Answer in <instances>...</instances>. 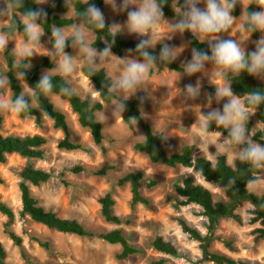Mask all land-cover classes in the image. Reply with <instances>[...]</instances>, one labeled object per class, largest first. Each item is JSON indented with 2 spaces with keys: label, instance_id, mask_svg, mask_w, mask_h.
I'll use <instances>...</instances> for the list:
<instances>
[{
  "label": "rangeland",
  "instance_id": "obj_1",
  "mask_svg": "<svg viewBox=\"0 0 264 264\" xmlns=\"http://www.w3.org/2000/svg\"><path fill=\"white\" fill-rule=\"evenodd\" d=\"M38 5L46 7L50 5ZM179 0H172L173 7L179 8ZM3 0H0V5ZM203 8L204 4L198 5ZM241 7V6H240ZM103 12L107 22L115 20L124 23L126 13H113L111 8L104 4ZM242 10V8H241ZM68 16H73L72 7ZM168 20H174L166 17ZM238 18L236 26L230 35H224V39H242L245 34L240 32ZM162 31H164L162 29ZM122 38L138 40L135 35L121 34ZM94 38V36H93ZM17 43H23L20 35L15 37ZM259 39V38H258ZM246 43L248 51L254 50L251 41ZM45 47L49 46L47 35L42 37ZM176 46H185L180 57L175 61L181 66V62L191 58V48L188 46L184 35H175L169 41ZM159 45V44H158ZM14 47L10 42L9 50ZM45 53V50H41ZM72 55L76 51L72 49ZM127 51L124 52L125 56ZM51 62L50 58L43 55L35 56L31 63L32 67L39 65L44 59ZM81 67L82 57L77 56ZM52 63V62H51ZM54 66V65H53ZM103 70H106L102 66ZM45 69H40L42 73ZM218 69L209 66L208 72L198 73L191 77L171 71L157 72L153 70L152 76L135 96L130 99L143 96L141 110L154 132L162 133L165 138L164 147L168 153H177L186 144L195 146L196 156H203L214 162L216 157L210 155L216 152L214 145L216 137L210 136L208 140L200 144L194 143L192 135L198 132L193 125L197 115L210 111L207 107L205 93L214 95L215 86H223L233 76L215 75ZM7 72L3 54H0V75ZM182 73V72H181ZM79 84L80 97H88V80L79 71L76 74ZM201 81V96L195 101L184 102L182 92L185 84H195L196 80ZM258 79V78H257ZM260 80V79H258ZM24 91L28 90L26 84L21 81ZM6 98H11L10 87L0 90ZM98 95L93 94L94 98ZM55 108L62 111L67 120L70 132L69 140L80 144L82 149L76 151H64L58 149V142L63 139V133L53 128V122L41 114V123L37 124L35 117L21 119L14 113L0 112L3 123L0 133L4 136H33L41 135L46 138L44 146L45 158L43 160L25 159L16 154L8 155L4 164H0V177L4 180L0 184V199L7 204L14 212L15 219L12 224L6 227L7 218L0 214V242L6 251L5 262L7 264H156L164 260L163 264H214L206 259L199 244L183 233L177 223V218L184 219L190 226L206 234V219L201 215V209L196 205L180 206L178 198L173 190L174 184H180L181 180L188 174H194L196 181L201 183L213 194L215 199L224 198L222 189L216 185L204 183L202 179L192 170L182 167L170 169L160 164L149 163L147 157L134 150L136 142L143 139L142 130L136 125L129 129L121 117L112 116V108L103 106L102 111L96 113L98 121L99 114L104 111L108 117L107 124H101L104 140L100 145L93 143L89 132L79 126L77 116L71 111L68 104L62 101L57 95L49 98ZM224 101L219 104L213 102L212 108H221ZM110 104V103H109ZM125 113V112H124ZM124 113L122 116H124ZM252 132L260 127L255 114L251 116ZM193 125V126H192ZM192 126V127H191ZM251 136V133H249ZM197 146L200 148H197ZM219 147V145H217ZM227 163L232 165L234 156L227 153ZM26 166H32L52 173L47 183L39 187H30L32 196L37 200L38 205L45 210L54 212L63 219L76 220L86 230L94 234L107 233L114 229H121L123 235L139 253L125 260H118L116 256L120 253L121 247L117 244H108L105 241L93 237L83 238L71 234H62L54 230L34 223L28 217L21 218V199L18 189L20 182L19 173ZM80 166V173H72V169ZM110 168L105 175L97 176L95 172L102 168ZM129 172H142V195L146 198L147 206L137 204L131 207V191L129 183L118 185L117 181ZM260 176H264L261 173ZM157 181V185L148 190L145 188V180ZM249 190L257 196H264V179ZM109 193L114 201L113 213L123 223L115 225L106 223L100 215L98 200ZM249 204L242 205L236 212L241 216L242 223L237 224L230 219H221L216 226L209 250L213 253L224 254L233 259H240L248 264H264V239L256 240L255 229H264V226L249 223ZM13 232L22 239V251L25 259L21 257V249L15 246L9 239L8 233ZM155 237H161L171 243L177 250L176 256H169L155 251L150 242ZM34 239L41 243H47L49 249L42 248Z\"/></svg>",
  "mask_w": 264,
  "mask_h": 264
},
{
  "label": "clouds",
  "instance_id": "obj_2",
  "mask_svg": "<svg viewBox=\"0 0 264 264\" xmlns=\"http://www.w3.org/2000/svg\"><path fill=\"white\" fill-rule=\"evenodd\" d=\"M113 13H126L124 23L113 20L107 22L103 10L89 0H81L86 8L75 12V23L67 28L50 27L49 43L51 49L42 43L45 36V25L48 23V12L44 7L31 8L25 6V0H3L0 5V54L9 49L10 42H14L9 54L14 57L12 69L15 78L26 81V74L32 68V59L37 55L50 58L54 65L45 69L36 83L35 88L21 91L14 99L6 98L0 93V112L22 115L30 113L37 104L40 94L51 98L56 93L54 76H60L63 83L59 86V95L71 98L80 95L76 74L81 70L77 56L82 57L83 68L88 76L87 95L94 99L93 94L107 96L111 103L112 116L123 118L126 102L143 89L145 83L153 74V70L161 65H171L184 51L185 46L170 44L175 35L183 36L191 33L199 37L202 43H207L208 50L192 48L191 58L181 62L182 74L193 76L208 72L209 66L218 71L215 75L239 77L242 73L264 80V0H183L179 8L173 7L176 19L168 20L164 14V2L161 0H103ZM36 5H47L49 0H33ZM204 4L201 8L198 5ZM67 9L64 16L71 9L69 0H64ZM242 11L239 17L234 15L237 6ZM259 11H250L251 6ZM54 7V3L52 4ZM63 16V17H64ZM62 17V18H63ZM240 19V32L245 34L242 39H224L236 26ZM6 29V30H5ZM107 29L111 40L103 41L104 48L93 46L95 30ZM162 29L164 31H162ZM25 37L23 43H17L15 37L21 34ZM126 33L138 37L135 48L128 49L127 54L120 57L113 53L112 48L118 35ZM260 33L259 39L251 41L254 50L248 51L246 43L253 34ZM161 45L158 55L154 54L157 45ZM76 51V55L66 51L67 47ZM41 50L46 51V55ZM105 67L104 76L107 81L97 89L92 77ZM174 71V70H173ZM11 80L7 74L0 75V90L8 89ZM106 88V92H105ZM37 89L39 91H37ZM207 107L210 111L197 115L193 125L198 132L192 135L194 143H205L210 136L216 137L214 145L216 152L210 155L217 157L232 153L234 161L249 165L251 169L264 173V144L255 142L249 134V121L261 105H264V91L256 89L243 95H237L232 89V81L223 86H215L214 95L205 93ZM184 102L195 101L201 96V81L195 84L188 83L183 87ZM143 102L144 97H139ZM224 101L221 108H212L213 102L219 104ZM105 109L99 114L98 121L107 124L108 117ZM136 127L135 116L128 119ZM192 125V126H193ZM223 128V132L213 130ZM191 126V127H192ZM219 145V147L217 146ZM197 148H199L197 146ZM200 149V148H199ZM264 176H252L246 181V189L257 185ZM235 184L236 181L230 180Z\"/></svg>",
  "mask_w": 264,
  "mask_h": 264
},
{
  "label": "trees",
  "instance_id": "obj_3",
  "mask_svg": "<svg viewBox=\"0 0 264 264\" xmlns=\"http://www.w3.org/2000/svg\"><path fill=\"white\" fill-rule=\"evenodd\" d=\"M89 2L95 3L101 9L104 7L103 0H89ZM161 2H164V0H161ZM180 2L183 3V0H179L178 6ZM53 3L55 5L54 7L52 6ZM69 3L72 6L73 16H68V14L64 16L67 11L64 0H52L50 5L45 7L48 12V23L45 25V35H47L48 38L51 36L50 27L52 25H62L67 28L72 23L76 22L75 12L87 7V5L81 3V0H69ZM25 6L26 8L39 7L33 3V0H25ZM163 10L165 17L176 19L172 0H166ZM241 11V7L238 5L233 14L239 17ZM250 11H259V9L253 5L250 7ZM18 35H20L23 40L25 39L22 33ZM183 35L191 49L197 48L205 51L208 50L207 43H202L199 37H193L191 33L188 32ZM260 35V33H255L251 38L258 39ZM102 40H111L108 30H95L93 46L98 49H103L105 45ZM137 43L138 40L125 39L122 38L121 35H118L112 51L114 54L123 57L124 52L130 48L134 49ZM49 46L51 48L52 44L49 43ZM160 47L161 45L156 46L154 54L158 55ZM10 51L11 50L8 49V51L3 54V58L7 68L6 74L11 80V98L14 99L16 95L21 91H24L21 81L26 84L28 90H30V87L35 88V85L41 76L40 69H50L53 67V64L45 58L39 65L28 70L26 81H18L14 75L15 70L12 69L14 57L9 54ZM66 51L71 53L72 48L69 46L66 48ZM155 70L157 72L171 71L176 73L183 71L177 62H174L171 65H161ZM104 71L105 70L101 69L97 72L96 76L92 77V81L97 89H100L103 84L107 83ZM80 72L83 77L87 80L89 79L86 74V69H84L83 66L81 67ZM230 80L232 81V89L237 95H243L248 91H254L256 89L264 91V80H258L255 77L249 76L247 73H242L239 77L233 76ZM53 83L56 85L54 89V92L56 93L55 95L68 104L71 111L77 116L79 126L89 132L93 143L100 145L104 140V135L102 132V126L96 120L95 115L102 111L105 104L111 103V100L107 96H97V98L94 99L89 97L81 98L80 96H73L71 98L63 97L59 95V86L63 83L62 78L58 75L54 76ZM37 91L39 90L37 89ZM126 104L127 107L122 118L123 123L129 129H132L133 125L128 119L135 116L137 119V126L143 132V139L136 142L133 146L135 151L145 155L149 163L153 165L160 164L170 169H176L178 167L192 169L204 183L216 185L222 189L224 198L215 199L210 190L196 181L194 174L186 175L181 180L180 184L177 183L173 185V190L176 196L180 198L178 204L180 206L191 204L198 206L201 209V215L206 219L207 232L206 234H202L199 230L190 226L184 219L177 218L176 221L182 232L187 234L190 239L196 241L206 259L214 264H248L240 259H233L224 254L213 253L209 250V247L212 242L214 230L221 219H230L237 224L242 223V218L236 211L244 204H249L251 207L249 210V223L264 226V196H257L251 192L249 188L246 189V181L254 175L259 177L261 173L239 161H234L232 165H229L223 155L219 156L218 160L216 157L214 162L203 156H196V149L192 144L184 145L177 153H168L164 147V135L162 133L154 132L149 122L144 119L140 100L138 98L129 99ZM41 114L50 119L53 122V128L61 130L64 135L63 139L58 142V149L64 151H76L82 149L80 144L73 143L69 140L70 132L65 114L56 109L51 100L43 94H40L37 104L33 106L30 113L18 115V117L21 119L35 117L36 123L40 124ZM255 117L260 124V127L252 132V120L250 117L248 125L249 133H251V138L255 142L264 144V105H261L256 111ZM2 123L3 118L0 115V129ZM213 130L223 132V135L227 136V130H224L223 128L216 129L215 125H213ZM46 143V138L41 135L20 137L14 135L4 136L0 133V164H4L7 160V156L12 154H16L25 159L43 160L45 158L44 146ZM108 169L110 168L104 167L95 172L94 175H105ZM71 171L72 173L77 174L82 171V168L76 166ZM19 177L20 182L18 184V189L21 199L19 216L21 218L28 217L34 223L62 234H71L83 238L97 237L108 244H117L121 247L120 253L116 256L118 260H125L139 253L137 248L129 244L121 229H114L107 233L97 235L86 230L78 221L60 218L54 212L45 210L43 207L39 206L37 200L31 194L30 187H39L40 185L47 183L52 177L51 172L37 169L32 166H26L19 173ZM144 178L142 172H129L117 181L118 185L129 183L131 191V207H134L137 204H143L145 206L148 204L146 198L142 195V181ZM230 180H234L236 183H229ZM3 183L4 180L0 177V184ZM157 184L156 180H145V188L148 190L152 189ZM98 202L100 205V215L106 223L115 225L123 223V221L113 213L112 208L114 201L109 193L102 196ZM0 214L7 218L6 227L10 226L15 219L13 210L1 199ZM254 233L256 234V240L264 239V229H255ZM8 236L12 243L21 249V257L25 259V253L22 251V239L13 232H9ZM34 240L42 248L46 250L49 249L47 243H41L36 239ZM150 246L159 253L169 256L177 255L176 248L161 237H155L150 242ZM5 259L6 251L0 242V264H7ZM163 263L164 260H160L156 264Z\"/></svg>",
  "mask_w": 264,
  "mask_h": 264
}]
</instances>
